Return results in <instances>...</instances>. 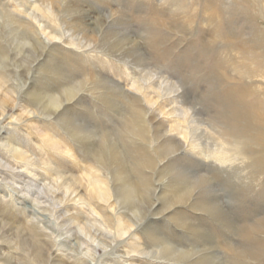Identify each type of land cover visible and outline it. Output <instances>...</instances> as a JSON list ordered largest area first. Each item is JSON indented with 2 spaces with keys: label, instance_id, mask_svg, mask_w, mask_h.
<instances>
[{
  "label": "rangeland",
  "instance_id": "obj_1",
  "mask_svg": "<svg viewBox=\"0 0 264 264\" xmlns=\"http://www.w3.org/2000/svg\"><path fill=\"white\" fill-rule=\"evenodd\" d=\"M0 221V264H264V0H0Z\"/></svg>",
  "mask_w": 264,
  "mask_h": 264
},
{
  "label": "bare ground",
  "instance_id": "obj_2",
  "mask_svg": "<svg viewBox=\"0 0 264 264\" xmlns=\"http://www.w3.org/2000/svg\"><path fill=\"white\" fill-rule=\"evenodd\" d=\"M44 35V34H43ZM46 41V40H45ZM109 43V41H108ZM47 44H49V42L47 41ZM110 46L113 50H118L119 51H123V53H126V54H131L133 53L134 51H138L139 50V46L137 45V43H131V44H128V41L126 39H119L117 42L115 43H110ZM78 94H72L71 97H68L66 101L68 100H72L74 99ZM64 97V96H63ZM62 97V98H63ZM65 98V97H64ZM59 102L58 104V107L61 108L63 106V102H60V100L58 99H55ZM44 113V112H43ZM50 113V112H49ZM48 113V114H49ZM57 112L54 113V115H56ZM50 116V115H49ZM52 116V115H51ZM176 151H173L171 152V154H174ZM115 157H118V154L114 155ZM101 159V158H100ZM108 162V161H107ZM109 166V165H108ZM110 168V166H109ZM112 168V167H111ZM60 179H61V184L63 183L70 194H74L75 195V198H78L77 200H82V201H85L86 198L82 197V195H80L79 193V189H82V186H80L76 179L74 177H69V176H66V175H62L60 174L59 175ZM136 191V188L133 187V186H130L128 188V190L126 191L127 195L128 196H132L133 193H135ZM91 193H94L93 191ZM126 195V196H127ZM33 224V223H32ZM31 225V224H30ZM10 226V225H9ZM9 232L8 230V224L5 223V222H1L0 221V241H4L5 239H7V233ZM127 233V232H125ZM38 238H39V242H35L36 244L38 245H32L33 249L35 248L36 249V254L34 255V259L37 263H40V264H48V259L50 260L51 259V256L53 254V246L52 245H49V242H46L40 234H37ZM30 246V245H29ZM171 250V248H165L164 251L167 252ZM158 252H156L155 254H157ZM148 256L153 255V252L151 253H147ZM183 255V254H182ZM193 255V254H192ZM154 257H157V258H162L158 255H155ZM176 257V255L174 256ZM178 257V256H177ZM176 257V258H177ZM184 257V256H183ZM7 264H13V263H10L8 261Z\"/></svg>",
  "mask_w": 264,
  "mask_h": 264
}]
</instances>
